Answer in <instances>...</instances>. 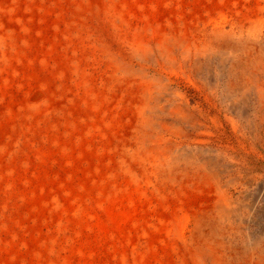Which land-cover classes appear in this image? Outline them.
Instances as JSON below:
<instances>
[{
    "label": "bare ground",
    "instance_id": "6f19581e",
    "mask_svg": "<svg viewBox=\"0 0 264 264\" xmlns=\"http://www.w3.org/2000/svg\"><path fill=\"white\" fill-rule=\"evenodd\" d=\"M8 1L10 0H0V29L7 28L8 25L6 23L8 21L5 22L6 19H3L4 15L9 20L24 16V6L21 2L15 5L11 1L12 4H7ZM85 2L92 7L101 5L103 1ZM212 2L213 8L206 9V13L196 16V19H186L187 17L181 15L176 16L163 4L156 5V0L149 2L118 0L111 4V16L114 18L111 22L112 32L110 35L109 31L103 32L99 43L89 34L86 36L88 41L86 42L85 37L83 38L79 32L81 41L75 44L74 38H77V34L71 38L69 35L72 33L64 29L65 40L61 48H64L65 53L70 52L74 45L95 46L93 55L97 56L94 61L98 62L99 53H102L113 68L112 82H117V90L121 92L116 100L117 102L125 100L123 102L125 104L123 107L121 105V108L117 106V102H111V110L107 117L116 126V136L122 138L123 143L115 148L112 157L117 169L115 167L109 169L111 170L109 174L115 175L116 178L113 180L116 186L114 201L107 205H102L103 203L97 205L96 217L93 219L92 214L87 216L85 221L87 225L81 233V238L79 237L80 242L86 243L85 240L89 239L85 236V233H88L87 228L93 226V229L100 231L102 235V238L96 237L100 244L96 249L84 250L74 247V244L70 246L69 240L61 238L59 248L50 250L48 248L47 252L38 258H43L44 264H264V204L259 207L258 199L253 198L256 183L247 181L238 196L232 195L230 190L234 179L232 172L236 168H251L250 158L259 157L257 149H264V45L260 40L264 31V0H239L234 4L235 7H232L234 2L226 0ZM241 8L249 12L243 13ZM250 11L257 14L252 15ZM232 13L241 17L238 34L234 31L235 27L228 29L225 26L226 19ZM57 31L54 34L55 39L62 37H58L60 33H56ZM228 34L231 35L230 38ZM6 35L7 33L0 35L2 40H6ZM113 42H120L118 50L114 48ZM0 47V73L7 78L11 72H17V62L20 60L7 48L2 45ZM69 64L72 71L78 74L77 83L81 82L86 87L85 96L87 100L89 99L88 102L93 104L96 98H93L94 87L89 80L92 67L88 66L91 63L84 67H81L79 61L72 64L69 61ZM7 86L0 83V92H7L5 89ZM190 90H195L197 94L207 98L216 99L227 108L215 104L213 115L204 108H195L188 95ZM54 106L55 104L53 108ZM2 129L0 126V135ZM223 136H227L228 140L232 138L234 140L226 147L222 145ZM64 141L66 143V140ZM108 144L110 146L113 143L109 140ZM118 178L122 180L119 181ZM129 186L132 188H128ZM263 195L264 192H260L257 196ZM103 236L106 241L101 242ZM55 238L57 237L52 241L57 240ZM10 251L9 248L0 247V264H10L8 262Z\"/></svg>",
    "mask_w": 264,
    "mask_h": 264
},
{
    "label": "rangeland",
    "instance_id": "374dc122",
    "mask_svg": "<svg viewBox=\"0 0 264 264\" xmlns=\"http://www.w3.org/2000/svg\"><path fill=\"white\" fill-rule=\"evenodd\" d=\"M10 1L15 5H18L21 2V4L24 6V16L22 15L23 17L20 16L18 19H15V20H9V18H7V16L4 15L3 19H6L5 22L8 21L6 22L8 25H7V28L0 29V35L1 34L4 35L5 33H7V35L5 36L6 37L5 41L2 40V38L0 37V45H2V47L7 48L12 54L17 55L20 60L17 62V66H18L17 72H11V74L7 75V78H5L0 73V83H4L5 86H7V83H8V86L5 88L7 92L5 93L0 92V126L3 127L2 134L0 135V231L2 232V239L0 240V247L4 249L9 248L11 250L8 256V262L10 264H44L43 258L42 259L41 258L38 259V258L42 256L45 252H47L48 248L49 250L59 248L61 246V243H60L61 238H63V240H69L68 244L70 246L71 244H74V247L76 248H80L84 250L96 249L97 246L100 244L99 240L98 239L96 240V237L99 236L102 238V235L100 231L94 230L93 226H89V229L87 228L88 233H85V236H87L89 239L85 240L86 243L80 242L79 237L81 238L82 236L81 233L87 225V223L85 222L87 219V216L89 214H92L93 219L96 217V214L98 211L97 205L99 203H103L102 205H107L109 203L111 204L114 201L113 195L116 189V186L114 185V181L116 180V178H115V175L111 176V174H109L111 173V170L109 169L115 167L114 159L112 157L115 153L114 152L115 148H117L118 146H120V144L123 143V139L118 138V136H116L117 134L115 130L116 126L113 123H111L109 117H107L108 116L107 113H110V110H111V106H110L111 102L113 101L117 102L116 100L117 95L119 97V94L121 93L120 91L117 90V82L115 83L112 82L113 78H112L111 71L113 70V68L110 67V65L108 64V61L103 57L104 55L102 53H99L100 55H102V56L99 55L98 57L99 61L98 62L94 61L96 59L95 57L97 56V55H93V53L95 52L94 50H96L95 46L88 47L87 45L82 46L81 44L79 46L74 45L70 49L71 53L69 51H68L69 53L68 52L65 53L64 48H61V47H63L64 40H65V38L63 40V37H65L64 36L65 30H68L70 31V33H72L69 35L71 36V38L75 37V33L77 34V38H74L75 44L76 43L78 44L81 41L80 40L81 35L79 32L82 33L83 38L85 37L86 42H88L87 37H86L88 34L91 36V38H93V40L95 39L94 40L95 42H98V43L101 40V37L103 36V35L101 36L103 32L108 33L109 31V35H110L112 32L111 22L114 20L113 16H111V9H112L111 4L118 2V0H100L101 2L103 1L101 5L99 6L93 5L92 7L91 6L89 7L88 4H86L85 2L86 0H74V1L73 0H67V1L65 0H21L19 2L18 0H10ZM10 1H8L7 4H12ZM147 1L149 2L150 0H147ZM156 1H157L156 5L163 4V6L169 7L167 9L168 10L171 9V11L176 14V16L181 15L184 18L187 17L186 19H191V18L196 19V16L199 17L200 15L206 13V11L208 9L210 10L211 7L213 8V5H214V2H212V0H190V1L189 0H182V1L181 0H172V1L171 0H166V1L159 0L160 2L158 0ZM226 1L230 3L234 2L232 4V7H235L234 4H236V2H239V0H226ZM108 4H109V7H107ZM61 5H63L64 7ZM146 5H147V2H146ZM203 6L205 7L203 8ZM241 9H243L242 10L243 13H245V11L249 12L245 8H241ZM37 13L39 16L36 15ZM251 13L252 12L250 11V14ZM254 14H257V12L252 13V15ZM97 18H98V21H97ZM36 20H37V23H36ZM240 20H241L240 16L236 15L235 13H232L229 16V18L226 19L225 26H227L228 29H233L235 27L234 31H236V33L238 34L239 33L238 26H240L239 24H241ZM47 22L50 23L51 25L49 26ZM37 26L39 27L37 28ZM62 26L64 27L62 28ZM37 31L39 33H37ZM55 31H57L56 33L58 34L60 33L59 34L60 36L58 37H61V36L62 37L55 39V36H54ZM245 34H246V31L244 30V35ZM228 37L230 38L231 35L228 34ZM260 40L262 42V45H264L263 44L264 43V31L262 32ZM52 42L54 44H52ZM90 43L94 45L93 42L90 41ZM113 43H114V48L118 50L120 48L119 45H121L120 42L118 43L113 42ZM90 51H92V53ZM59 54L61 55V57ZM53 58L55 60H53ZM69 61L71 62V64L75 61H79L81 67H84L86 65L88 66L89 62L91 63V65L88 66V68L92 67L91 73L89 74V80L92 83V86L94 87L93 98H96L93 104H90V102H88L89 99L87 100V97L85 96L86 87L84 86V84L83 83L81 84V82L79 84L77 83L78 74L76 75V72L72 71L71 69L72 66H70ZM65 65L66 66L69 65V66L65 67ZM57 72H59L60 74ZM50 77H53V79ZM65 92L68 94L66 95ZM188 95L191 99L192 106H194L195 108L197 107L204 108L205 111L210 112L212 115L215 113V104H217L218 106L223 105L221 107L227 108L225 104L220 103L216 99L207 98L206 96H203L202 94L199 95V93L197 94L195 90L188 91ZM111 96L112 98H110ZM21 99L22 100L24 99V101H22ZM84 99L86 100L83 101ZM197 99L199 102L197 101ZM124 101H118L117 106L119 105L121 107L122 105L123 107V105L125 104L123 103ZM53 104H55L54 107L56 108V110L55 108H53ZM22 109L24 112L22 111ZM75 119L77 120L79 119V120L76 121ZM16 121L18 122L16 123ZM28 124H31V125L28 126ZM77 130L79 132L81 131L80 132L81 134ZM58 131L60 132L58 133ZM49 135L52 137H50ZM223 137L224 138H222V142H223L222 145L226 147L227 145L231 144L232 141L234 140L233 138L230 140L226 139L227 136H223ZM64 140H66V143ZM109 140H111V142L114 144V145L113 144L110 145L111 147L108 144ZM115 141H118V142H115ZM216 143L217 141L215 142V145ZM218 143H221V142H218ZM51 154L53 155L55 154V156ZM257 154L259 157L254 156L250 158L251 160L250 162L252 164L251 168H247V169L246 168L244 169L236 168L232 172L231 175L234 177V179L230 187V190H231L232 195L238 196V193H240V191L242 190V187L246 184L247 181L251 180L255 182L256 188H255V194L253 198L255 200L256 198L258 199L257 204L260 205L259 207H261L264 204V200H263L264 195L262 197H258V196L260 192H264L262 191V188L264 189V164H263L264 163V149H257ZM92 157H94V159ZM110 161L112 163H110ZM104 166L106 169L104 168ZM38 176L40 179L38 178ZM11 178H12V181H11ZM118 180L121 181L122 179L120 180V178H118ZM123 187L125 188L126 186L123 185ZM128 188H132V186H129ZM39 192L40 193L43 192V193L40 194ZM87 200H89L90 202H88ZM60 230H62V232H59ZM71 232H73V234ZM60 234L61 235L63 234V235L61 236ZM104 236L101 242H103L104 240L106 241ZM54 237H57L55 238L57 240L52 241ZM20 240L22 241L20 242ZM12 246H13V249H12ZM238 249L241 252V248L239 247Z\"/></svg>",
    "mask_w": 264,
    "mask_h": 264
}]
</instances>
